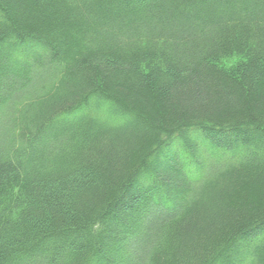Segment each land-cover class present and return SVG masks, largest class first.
<instances>
[{
  "label": "trees",
  "instance_id": "obj_1",
  "mask_svg": "<svg viewBox=\"0 0 264 264\" xmlns=\"http://www.w3.org/2000/svg\"><path fill=\"white\" fill-rule=\"evenodd\" d=\"M0 264H264V0H0Z\"/></svg>",
  "mask_w": 264,
  "mask_h": 264
},
{
  "label": "rangeland",
  "instance_id": "obj_2",
  "mask_svg": "<svg viewBox=\"0 0 264 264\" xmlns=\"http://www.w3.org/2000/svg\"><path fill=\"white\" fill-rule=\"evenodd\" d=\"M235 59L231 60L232 62L234 61Z\"/></svg>",
  "mask_w": 264,
  "mask_h": 264
}]
</instances>
